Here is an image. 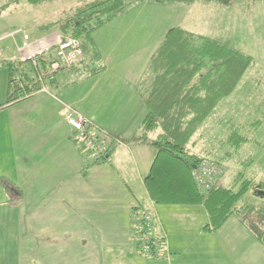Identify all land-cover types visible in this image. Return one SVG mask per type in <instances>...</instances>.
<instances>
[{"label":"crops","instance_id":"0c3cea01","mask_svg":"<svg viewBox=\"0 0 264 264\" xmlns=\"http://www.w3.org/2000/svg\"><path fill=\"white\" fill-rule=\"evenodd\" d=\"M237 1L130 5L92 34L103 72L75 79L71 70L62 71L58 86L0 107V264H264V245L236 218L204 233L207 216L198 205L157 206L158 233L166 238L168 257L144 260L131 244L155 155L136 134L146 115L138 82L172 27L216 41L228 38L224 42L240 52L246 49H238L239 38L247 48L261 44L260 20L243 13ZM161 14L167 25L159 30ZM29 27L30 36L43 33ZM22 35L0 37L6 58L19 56ZM6 96L0 91V105ZM68 108L107 132V161L81 152L66 121ZM3 180L14 187L6 188ZM113 181L116 188L109 187Z\"/></svg>","mask_w":264,"mask_h":264},{"label":"trees","instance_id":"16d2710c","mask_svg":"<svg viewBox=\"0 0 264 264\" xmlns=\"http://www.w3.org/2000/svg\"><path fill=\"white\" fill-rule=\"evenodd\" d=\"M47 1L49 0H25L27 5H40ZM82 1L71 15L36 28L44 32L53 29L62 39H77L83 52L82 61L76 66L64 67L59 72L50 74V65L56 59L55 47L41 55L35 64L21 61L19 57L4 58L0 66H5L8 70L7 96L0 107L21 101L40 91L42 87L58 86L61 81L57 76L62 71L71 70L75 79L103 72L105 65L92 34L130 5L146 0ZM153 1L189 4L198 0ZM202 1H217L227 5L232 2ZM18 4L19 1L15 0L0 6V14ZM251 64L250 56L179 27L170 28L157 50L150 56L137 85L138 95L146 107V115L136 134L140 140L150 144L155 155L144 179L148 198L145 204L136 209L131 234V244L144 260L164 258L148 259L140 254L141 243L135 241L136 226L140 212L144 211L150 217L151 234L159 242L166 244V257L169 256L166 238L158 233L161 223L156 208L161 205L201 206L207 216V222L202 227L204 233L217 231L228 219L236 218L256 241L264 245V207L247 200L248 192L251 191L254 197L264 201V178L257 182L244 174L245 166L251 164V159L241 162L244 168L235 173L228 185L221 182L222 174L207 190H202L195 181V170L202 160L214 161L216 155L210 150L206 153L208 158H205L189 151L194 145L198 128L218 103L234 92ZM240 127L234 123L226 128L224 143L229 142V146L232 145L235 150L250 142L239 135ZM154 132L155 137L148 140L149 134ZM107 153L109 156V151ZM97 158L102 162L105 159L104 156ZM2 184L8 189L14 187L6 180Z\"/></svg>","mask_w":264,"mask_h":264},{"label":"rangeland","instance_id":"374dc122","mask_svg":"<svg viewBox=\"0 0 264 264\" xmlns=\"http://www.w3.org/2000/svg\"><path fill=\"white\" fill-rule=\"evenodd\" d=\"M12 1L15 0H0V6ZM18 1L21 3L16 6V9L13 8L12 10V8H8L0 14V37L6 34L14 37L16 33L21 32L23 34V41L17 47L18 54L19 50L21 52L23 50L22 45L24 41L33 42L41 38L48 39V37H50L51 42L57 39H66H62L53 29L45 32L38 31L43 32L37 33L38 36H30L25 30L27 26H31L29 29L34 31L41 24L56 21L71 15L75 8L81 4L80 0H49L40 5H27L22 3V0ZM88 1L90 0H83L82 3ZM237 2L243 3L241 4L243 6V13L260 20L259 25H261V28L258 29L261 30V34L258 37L262 42L257 46L254 43L252 47L247 48L241 44L243 38L238 39V45H240L238 49L240 50L241 46L244 47L242 49H246L242 53L252 58V64L234 92L220 101L210 116L198 128L195 133L194 145L189 149V151L195 152L198 156L200 155L205 158H208L206 155L208 151H214L216 157L214 161H211L218 163L221 173L219 176L221 177L223 174L220 179H222L221 182L225 185L230 183L237 171L244 168L241 162H246L248 159H251V164L245 166V176L257 182L264 178V0H256V2L252 1V3H248L252 5H247V0H238ZM160 19L162 20L161 22ZM157 20L160 23L158 24L159 30L164 29V27L166 29V17L161 14ZM15 27H22L24 29L22 30L21 28L13 31ZM35 32L37 31L35 30ZM227 39L220 38L219 41L233 47V43L224 42L229 41ZM250 39L258 40V38ZM4 58H6L5 55L0 52V61ZM12 58L17 57L13 56ZM7 71V67L5 66L0 68V74H3V77L0 78L1 95H6L7 92ZM40 91L45 90L42 87ZM46 91L48 90L46 89ZM234 123L239 127L241 126L238 129L239 135L246 137L251 142L246 143L242 148L236 150L232 145L229 146V142L224 143L227 136L226 128ZM116 186V181H113L109 187L116 188ZM247 200L258 205L262 202L260 199L259 201L254 197L251 191L248 192ZM196 238H198L197 235L195 236ZM189 239H192V236H189ZM187 257L191 258L192 256ZM29 264H35V262H29Z\"/></svg>","mask_w":264,"mask_h":264},{"label":"built area","instance_id":"2783aa9c","mask_svg":"<svg viewBox=\"0 0 264 264\" xmlns=\"http://www.w3.org/2000/svg\"><path fill=\"white\" fill-rule=\"evenodd\" d=\"M55 47V61L50 65V74L59 72L61 68H68L77 65L82 60L83 52L79 41L75 38H66L51 42L49 39H38L33 42L24 41L22 52L19 50L21 61H30L32 64L52 47ZM54 75L51 76L53 78ZM45 90V88L43 87ZM67 124L75 134V140L79 143L81 151L93 157L104 156L108 160V149L105 140L108 134L94 126L89 120L71 108L66 113ZM220 168L214 162L204 159L195 170V181L200 189L207 190L219 177ZM147 212H140L135 241L141 243L140 254L144 258L159 259L166 257L167 247L159 242L155 235L151 234V226Z\"/></svg>","mask_w":264,"mask_h":264},{"label":"bare ground","instance_id":"6f19581e","mask_svg":"<svg viewBox=\"0 0 264 264\" xmlns=\"http://www.w3.org/2000/svg\"><path fill=\"white\" fill-rule=\"evenodd\" d=\"M109 137V136H108Z\"/></svg>","mask_w":264,"mask_h":264}]
</instances>
